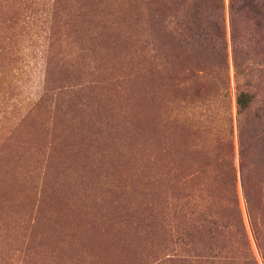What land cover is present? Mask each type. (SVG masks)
Instances as JSON below:
<instances>
[{"label":"rangeland","instance_id":"obj_1","mask_svg":"<svg viewBox=\"0 0 264 264\" xmlns=\"http://www.w3.org/2000/svg\"><path fill=\"white\" fill-rule=\"evenodd\" d=\"M229 2L225 62L209 43L183 53L187 69L169 68L158 87L164 64L150 30L141 33L137 0H0V264H264L240 172ZM260 4L245 16L239 58L263 149ZM161 121L163 135L191 148L226 137L251 255L231 234L230 259L195 262L170 231L166 194L155 210Z\"/></svg>","mask_w":264,"mask_h":264},{"label":"trees","instance_id":"obj_2","mask_svg":"<svg viewBox=\"0 0 264 264\" xmlns=\"http://www.w3.org/2000/svg\"><path fill=\"white\" fill-rule=\"evenodd\" d=\"M188 1L190 0H137V22L141 33L150 30L158 55L164 64L158 77V87L163 86L162 78L170 71L169 68H180V73L187 69L188 61L179 59L183 53L205 52L210 43L222 61L225 62V55L227 57L225 0H193L192 7ZM261 8L260 0H230L228 16L232 25L238 92L241 179L248 204L250 225L260 248H263L264 148L259 147L261 137L257 130H251L248 121L254 95L246 90L249 82L245 80L246 73L239 58L240 53H245L248 47L245 16L250 12L260 15ZM183 10L187 11L182 14ZM160 90L163 91L162 88ZM206 94L208 92L202 90L195 96H198L199 100H205ZM161 128L162 121L154 130L152 145L154 182L157 190L155 210L158 211L162 202L163 195L160 193L166 194L170 231L176 234L177 241L181 239L184 245L190 246L186 251L187 257H199L195 262L210 256L230 259L231 234L237 236V243L250 251L251 255L237 197L236 167L230 159L228 160L229 149L222 152L228 142L226 137L220 135L216 137L215 143L209 141V144L204 143V146L197 149L163 135ZM228 146L230 148L231 144ZM164 183L166 189L163 188Z\"/></svg>","mask_w":264,"mask_h":264}]
</instances>
